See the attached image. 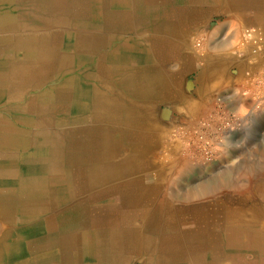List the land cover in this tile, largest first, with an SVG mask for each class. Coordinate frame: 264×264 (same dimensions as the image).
Returning <instances> with one entry per match:
<instances>
[{"label": "crops", "instance_id": "1", "mask_svg": "<svg viewBox=\"0 0 264 264\" xmlns=\"http://www.w3.org/2000/svg\"><path fill=\"white\" fill-rule=\"evenodd\" d=\"M32 1L0 0V128H15L17 131H25L30 135L44 133L43 141L33 139L29 141L32 144L34 142H54L58 139L61 142L60 147L52 149L49 147V151L54 156L57 153L61 156L51 157L52 163H50L51 167L60 165L58 170L60 176L50 174L49 184L46 185V189L43 188L45 189L44 194L41 195V192V197L38 198L40 200L34 199L35 201L32 203V205L36 204V206L46 209L33 212L34 217L28 218L27 221L33 222L34 227H38L37 224L45 225L48 220L55 222L56 219H61L64 221L73 216L72 225L68 224L60 230H56L62 231L58 236L71 233L72 231L69 230H67L68 232L63 231L68 227L74 229V232L82 233L79 229L81 227H78L82 226L81 229L87 228L90 232L92 227H96L92 226L89 220L95 219L97 207L106 206L115 201L120 203L125 201L123 199L108 200V197L117 195V193L111 192V190L114 191L112 188L107 190L109 196L104 199V195L99 192L101 188L98 189V186H94L90 182L89 170H85V177L90 181L86 180L85 183L79 181L81 170L88 169V166L81 159L84 152L78 143L81 139L78 135H82L84 130L85 135L89 136L92 126L109 128L108 125L113 127L122 125L125 129L121 141L125 145H123L119 156H125L128 160L134 158L135 164L132 170L127 171L128 176L125 179L133 181L135 184L133 188L140 187L143 191L146 188L151 191L156 189L161 201H153L154 203L173 204L163 193L162 179H153L149 176L159 169L156 170L157 168L145 165L147 164L145 163L147 144L163 142L166 136L163 128L168 129L180 123L184 124V120L185 124L191 125L196 121L206 119L209 112L216 110L219 100L228 99V103L233 104L231 96H227L228 92L242 83L243 78L239 77H242V73L246 76L245 71L250 68L242 64L243 62L234 52L224 50H214L213 52L208 48L225 45L227 35L234 36V31H232L234 28L250 25L263 27L264 0H102L104 3L101 0H92L95 10L99 9L104 18L107 17L108 21L111 18L115 24L103 25L104 22H101L103 17L100 22L97 19L94 20L103 26L90 28L91 38L99 39V42H103V44L98 43L92 48L91 57L88 60L75 58L74 61L65 62L59 60L58 54H56V58L52 61L48 58L42 59L40 63L29 61L30 63L27 64L30 66V72L22 74L13 71L15 68L14 58L25 59L24 50L26 47L37 50L44 41L42 37L45 31L52 28V25L46 23L44 19H50V16L61 13L58 10L51 12L44 11V9L38 10ZM33 15L34 18L35 16L38 18V23L31 21ZM69 30L75 33V27L69 26ZM5 32L9 33L11 37L8 38ZM212 34L214 37L210 38L209 36ZM198 36L204 38L201 48L203 52L200 50L203 56L194 48L195 38ZM103 40L108 42L104 43ZM61 41H64L62 42L63 47L71 52L74 47L76 48L75 44L77 43L74 40L65 41L62 39ZM23 44L25 45L23 46ZM103 45L106 47H102ZM115 49L119 50L116 51L119 53L118 59L132 56V54L136 56L138 72L133 74L95 72L94 66H97L98 62L97 55L102 50L110 51L109 62L113 64L118 62L117 58L112 55ZM12 50L13 54L8 55V52L12 53ZM232 59H236V61L232 62ZM34 66L39 67L34 68ZM240 72H242L241 75ZM70 78L75 79V84L67 82ZM225 87H231V91L226 92L225 90L224 92ZM189 105L190 110L187 108ZM119 108L125 112L123 114L125 120L118 122L119 124L114 122L107 124V122H99L94 119V115L99 110H109L110 114L114 115L115 109ZM178 108H180L179 111ZM164 109H167L168 114H171L166 117L163 123L161 118L157 117L156 112ZM191 114L193 118H190ZM172 121L173 124L175 123L173 126H171ZM36 145L32 147H36ZM25 150L27 148L20 149L19 152L24 154ZM92 151L94 150H89V154ZM78 174V178H74L73 181V175L77 176ZM131 175L133 176L130 177ZM130 189L132 190L127 187L124 190L127 191L126 196H129ZM138 201L130 200L133 204H145L144 200ZM90 208L93 210L90 211ZM75 213L77 217H74ZM59 226H61L60 221L55 224L56 228ZM89 237L97 236H85V238ZM98 237L102 240L107 238V236ZM86 257L88 258L84 262L86 264L109 263L105 253H101L99 263L96 255L94 257L91 252Z\"/></svg>", "mask_w": 264, "mask_h": 264}, {"label": "bare ground", "instance_id": "2", "mask_svg": "<svg viewBox=\"0 0 264 264\" xmlns=\"http://www.w3.org/2000/svg\"><path fill=\"white\" fill-rule=\"evenodd\" d=\"M33 2L34 6H37L38 10L44 9V11L47 10L49 12L58 10L61 13L50 16V19H44L46 23L52 25V28L45 31L44 36L42 37L44 41H42V44L39 45L37 50L31 49V47H26L24 50L25 59L23 60H17L14 56H12V58H14L13 65L15 66L13 71L18 73L25 74L30 72V66L27 64L30 63L29 61L40 63L42 59L47 58L52 61V59L56 58V54H58L59 60L61 59L65 62L74 61L75 58H79V60H88L91 57V51H93L92 48H94L98 43L103 44V42H99V39L91 38L90 28L92 29L95 26L99 27L105 24H115L111 18L109 21L107 20V17L104 18L103 13H101L99 9L95 10L92 0H33L32 3ZM102 3L104 2L102 1ZM143 11L145 10L143 9ZM153 12L155 11L153 10ZM102 17L104 18L101 21L104 22L103 25H99L94 21L97 19L99 20L98 22H100ZM31 21H34V23L39 22L36 16L34 18V15ZM69 26L75 27V33L69 30ZM250 26L260 27L264 34V26ZM245 27H241V30L240 27L236 29L234 28V30L232 29V31H234V36L231 34L227 35L225 41L226 44L222 46L219 45L220 49L217 50L230 51L228 49L234 43L235 39L239 37L238 40H241V33ZM6 34L8 38L11 37L9 33ZM213 34L209 37L213 38ZM198 37L201 43L200 48H202L204 44L202 43V40H204V38H201V36ZM1 39L3 40L4 37ZM62 39L65 41H76L77 44H75L76 48L74 47L72 50L73 53L63 47L62 42L64 41H61ZM103 41L104 43L108 42L107 40ZM24 45L25 44H23V46ZM239 46L241 45H237V47ZM102 47L106 46L103 45ZM7 48L9 49V47ZM213 48L217 47H211L208 49L214 50ZM244 49L248 50L245 54L247 55V59H252L254 53L250 51V47L247 46ZM107 50H102L103 52L101 51L97 55L98 62L97 66H94L95 72L107 74L110 72L119 74H123L125 72L133 74L138 72V66L135 62L137 58L136 56H133L132 54V56H126L125 58L118 59L117 57H119V53L116 51L119 50L115 49V51L112 52V55L117 58L118 62L116 63L115 60L114 62L116 64H113L112 62H109L111 53L110 51L107 52ZM11 52L12 53L8 52V55H12L13 50ZM254 57L256 59H254L253 62L255 63V60H257L256 63L252 64L253 66L250 65L251 67L246 65V67L250 69L247 68L248 70L246 71L244 69L246 76L247 74H253L260 69L259 66H264L263 52L259 51L255 53ZM233 61H236V59H232V62ZM246 62L247 60L245 63ZM36 67L39 66H34V68ZM37 71L42 72L41 70ZM44 71L45 70L43 69V72ZM241 73L242 72H240V75ZM243 76L244 73H242V77L239 78L245 79L246 76ZM67 82L75 84L76 81L75 79L70 78ZM240 103L241 102H239V104ZM189 107L190 105L187 107L190 110ZM170 109L169 112H171ZM179 109L180 108H178V111ZM124 113L125 112H123L120 108L115 109V112L113 113L114 115H111L109 110H99L96 112V115H94V119L99 122H107V124L113 122L118 123L125 120L123 118ZM194 113L196 112L194 111ZM170 114L168 116H170ZM190 118H193V115ZM173 119L175 118L173 117ZM182 124L183 123H180L179 125ZM173 125H175V123L173 124L172 121L171 126ZM120 126L121 127H113L108 125L109 128L105 126H100L98 128L92 126L93 128L89 136L85 135L86 133H84V130L82 131V135H78L81 137V141L79 140L80 142L78 141V143L84 152L81 159H83V162H85L88 166V169L84 168L81 170L82 172L79 177V181L80 183H85L86 180L90 181V179H86L85 177V170H89L90 172L88 175L91 178L90 182L94 184V186H98V189L101 188V190L99 189V192H101V195H104V199L109 196V192H107V190L109 191L112 188L114 191L111 190V192L117 193V195L108 197V200L123 199L128 203L125 201H123V203L115 201L113 203H108L106 206H99L97 208L94 207L96 208L95 219L89 220V223L92 226H96L91 228L92 231L89 232L87 228H84V230L81 229L83 228L82 226H78L81 227L79 229L82 233H77L74 232V229H70V227H68L64 228L63 231L69 230L72 232L62 236H58L62 231L59 232L56 230H60L68 224L72 225L73 216L69 217V220H64L67 222H64L61 219H56L55 222L54 220H48L45 225L37 224L38 227H34L35 224L33 222L27 221L28 218L34 217L33 212L36 213L39 210L46 209L41 206H36V204L32 205V203L44 194L43 191L46 189V185L49 184L50 174L54 176L59 175L58 170L60 169V165H55L58 168L51 167L50 163H52L51 157L56 158L61 156V154L57 153L55 156L52 155L49 151V147L51 149L59 148L61 142L56 139L54 142L45 141L41 143L34 142L32 144L29 141L33 139L43 141L45 139L44 133L39 132L34 135H30L25 131H17L15 128H0V217H2L3 220H8V223H10V228L7 229V233L10 235L8 236L10 238V242L6 245V243L3 242L5 240L2 238L0 240V264H10L13 261H20L18 264H86L84 262L87 261L88 258L86 256L89 252H91L94 257L96 255L98 263L101 261V253H105L109 259L108 264H131L133 262L135 264H264L263 186H254L251 190L249 189L248 191H243L247 196L246 200L215 198L213 200H209L206 204L189 208H182L174 204H156L157 202L154 203L153 201H161L156 189H152L151 191L146 188V190L143 191L140 187L133 188L135 185L133 181L125 179L128 176L127 171L129 169L132 170L135 167V164L133 161L134 158H129L128 160L125 156H119L123 145H125L121 141L125 128H123L122 125ZM169 129L172 131L171 128ZM16 141L19 143L16 144ZM174 141L175 143L178 142H176V140ZM23 143L24 146H22ZM181 144L183 145V143ZM34 145H36V147H32ZM148 145L150 144L148 143L147 146ZM173 147L176 149V145ZM23 148H27V150H25L24 154H21L19 150H23ZM91 149L94 151L89 154L88 151ZM178 149H176L178 152L181 151ZM177 151H173V153ZM171 155L175 154L171 153ZM171 159L175 160V157L173 156ZM176 161H178V159L175 160L174 163H176ZM176 173H174L173 176H175ZM162 175L165 174L162 173L161 176ZM78 176L79 174L77 176L73 175V181L74 178L76 179ZM132 176L133 175L130 177ZM169 178H172V175ZM168 184L171 183H167L166 185ZM245 185L250 186L251 184L249 182L247 184H241L239 185L240 188H238L242 190ZM127 187L132 188V190L130 189V194L128 193L129 196H126L127 191H124ZM153 187L155 188V186ZM165 190L167 191V189ZM204 191L205 193L207 192L206 190ZM41 192L42 194L40 195ZM194 195L199 196L200 193L194 191ZM135 199L136 201L144 200L145 204H133V202H130V200L134 201ZM28 202L30 203L29 205L27 204ZM91 209L92 208L89 210L91 211ZM74 217H77L76 213ZM58 221L61 222V226L56 228L55 224ZM85 236H107V238L106 240H102L100 237L85 238ZM138 256L139 258H137Z\"/></svg>", "mask_w": 264, "mask_h": 264}, {"label": "rangeland", "instance_id": "3", "mask_svg": "<svg viewBox=\"0 0 264 264\" xmlns=\"http://www.w3.org/2000/svg\"><path fill=\"white\" fill-rule=\"evenodd\" d=\"M241 27L243 26H240V30ZM238 38H236L238 42L235 39L228 50L237 52L236 55L243 64L253 66L252 64L257 61L253 62L256 59L255 53L253 60L247 59L245 54L248 50L243 46L237 47L240 45ZM194 48L201 53V48L195 47V44ZM259 68L253 74H247V79L243 78L242 83L232 91L231 87H225L224 92L231 91L227 96H231L233 104H229L228 99L219 100L216 110L209 112L206 119L191 125H175L171 127L172 131L163 128L166 134L163 139L165 142H155L146 147L145 163L147 164L145 165L160 171L152 172L149 176L153 179H162L163 193L174 205L189 208L206 204L215 198L246 200L247 196L243 191L251 190L254 186L264 187V74H261L264 66ZM156 114L163 123L169 115L166 110L157 111ZM173 139L178 142L175 143ZM175 145L176 149L180 147L178 150L181 151L178 152L173 147ZM173 151L177 152L173 153ZM170 152L175 155H171ZM173 156L175 160L178 159L176 163L171 159ZM171 160H174L173 163ZM162 173L165 175L161 176ZM171 175L172 178H169ZM248 182L250 186L245 185L242 190L239 189V185ZM167 183L171 184L166 185ZM204 190L207 192L205 193ZM194 191L200 195H194ZM8 228H10L8 220L0 217V240L1 238L5 240L3 242L6 245L10 242ZM18 262L20 261H13L10 264H18Z\"/></svg>", "mask_w": 264, "mask_h": 264}, {"label": "built area", "instance_id": "4", "mask_svg": "<svg viewBox=\"0 0 264 264\" xmlns=\"http://www.w3.org/2000/svg\"><path fill=\"white\" fill-rule=\"evenodd\" d=\"M241 36H242L240 40L241 46L243 47L249 46L250 51L253 53H257L259 51L264 53V34L260 27L258 26L245 27L242 30ZM194 44H195V47L197 48L201 47L199 37L195 39ZM243 53L245 54V52ZM261 74H264V69L262 70ZM263 82H264V75H263Z\"/></svg>", "mask_w": 264, "mask_h": 264}]
</instances>
